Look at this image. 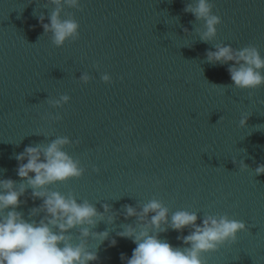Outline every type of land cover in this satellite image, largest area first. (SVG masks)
I'll return each instance as SVG.
<instances>
[{"label":"water","instance_id":"1","mask_svg":"<svg viewBox=\"0 0 264 264\" xmlns=\"http://www.w3.org/2000/svg\"><path fill=\"white\" fill-rule=\"evenodd\" d=\"M211 2L221 23L209 43L194 31L202 22L184 12L194 0H81L79 10H64L79 23V38L56 47L38 19L43 14L49 23L47 0H0V179L21 182L15 155L67 136L73 143L64 151L86 171L52 190L72 192L98 211L104 203L116 212L156 198L170 213L197 212V223L227 214L248 231L205 253L207 264H264V174L254 172L264 164V86L236 88L232 62L206 61L218 43L256 46L264 57V0ZM83 73L87 84L78 79ZM105 73L110 83L102 81ZM65 94L70 101L62 107L48 104ZM240 160L249 168L240 169ZM30 194L16 209L25 219L42 203ZM124 224L135 218L119 215L93 229L110 235L89 264H126L136 245L117 236ZM188 233L169 229L160 238L181 246L177 236ZM78 234L74 229V242ZM89 246L95 250L98 241Z\"/></svg>","mask_w":264,"mask_h":264},{"label":"clouds","instance_id":"2","mask_svg":"<svg viewBox=\"0 0 264 264\" xmlns=\"http://www.w3.org/2000/svg\"><path fill=\"white\" fill-rule=\"evenodd\" d=\"M46 4H51L53 9L48 15L49 23H44L43 14L38 17L44 34H50L56 47L77 40L79 23L64 10H79L81 0H47ZM213 7L211 0H194L184 8V12L202 22V30L194 29L201 42L209 43L217 36L221 18L213 13ZM62 13L67 18H63ZM184 32L190 34L186 28ZM213 48L214 51H207L206 61L211 65L232 62L228 67L232 86L248 90L264 86V57L256 46L235 49L218 43ZM78 79L87 84L91 77L83 73ZM101 79L104 83L111 82L107 73ZM69 101L70 96L65 94L49 99L48 104L60 108ZM248 118L243 116L240 119L241 127L246 126ZM51 119L60 120L61 116L55 115ZM72 143L67 136H57L47 143L26 146L23 152L15 155L18 162L16 172L21 182L0 179V264H89L98 260L97 249L110 235L107 229L100 232L93 229L101 222L113 224L119 215L125 220L135 218V224L121 225L123 230L117 232V236L130 239L136 245L130 258L121 254V260L126 259V264H207L205 253L218 251L226 243H234L238 233L248 231L244 222L227 214H206L197 223V212L177 210L170 213L169 208L156 198L137 206L125 204L116 212L110 204L104 203L101 205L103 211H98L95 204L87 199L78 200L72 192L65 195L52 190L53 185L79 179L86 171L79 159L64 151ZM141 151L144 155L149 154L146 147ZM238 165L242 170L249 168L243 160ZM92 171L99 172V169L93 167ZM254 172L257 176L264 174V164H259ZM29 188L31 199H40L42 203L31 208L29 219H25L16 209L27 202L21 197ZM37 216L41 217L38 221L33 219ZM185 228L189 233L177 236L181 246H173L167 239L160 238V234L169 229L183 233ZM74 229H79L77 242L72 235ZM89 240L98 241L95 250L89 246ZM116 243L111 239L109 246Z\"/></svg>","mask_w":264,"mask_h":264}]
</instances>
